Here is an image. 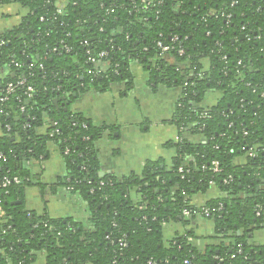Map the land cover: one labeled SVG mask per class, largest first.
<instances>
[{"label": "trees", "instance_id": "trees-1", "mask_svg": "<svg viewBox=\"0 0 264 264\" xmlns=\"http://www.w3.org/2000/svg\"><path fill=\"white\" fill-rule=\"evenodd\" d=\"M13 2L28 15L0 34V98L8 83H26L0 101V264H33L38 253L46 264H264V247L248 238L264 225V0H0ZM133 61L150 68L152 82L183 88L174 121L204 141L181 135L170 171L148 161L140 175L101 176L100 129L72 110L74 93L131 85ZM210 90L220 92L218 102L199 106ZM62 96L70 105L58 109ZM49 141L66 162L62 184L87 204L88 226L23 203L34 184L30 164ZM211 186L225 196L205 205L222 207L208 218L234 242L200 251L187 235L166 245L164 223L187 222L185 210L198 215L192 196Z\"/></svg>", "mask_w": 264, "mask_h": 264}, {"label": "crops", "instance_id": "crops-1", "mask_svg": "<svg viewBox=\"0 0 264 264\" xmlns=\"http://www.w3.org/2000/svg\"><path fill=\"white\" fill-rule=\"evenodd\" d=\"M27 15V8L17 2L0 4V34L13 30ZM202 63L204 69L209 68V59H204ZM131 74V85L118 82L107 91L90 88L78 92L71 104L74 112L94 128L100 129L94 139V147L101 176L125 178L140 175L148 161L159 162L162 169L170 171L176 155L172 143L178 141L181 135L195 143L204 141L201 135L183 133L174 121L183 93L181 86L152 82L150 68L139 61L131 63ZM6 75V71H0V87ZM220 96V92L210 90L199 106H214ZM61 102L58 103L59 108L63 107ZM50 121L46 118L45 124L39 127L40 134L47 133ZM245 162V156L235 159V164L239 166ZM30 169L34 184L25 190L23 203L26 208L39 215L47 213L53 218L73 219L88 226L86 202L62 184L67 174L66 162L55 142L47 143L45 157L32 162ZM223 196L217 187L211 186L204 192L194 193L191 203L195 207H202ZM131 197L135 202L140 200L136 188L132 190ZM186 219L185 223H164L163 239L166 245L187 235L189 242L200 251L234 242L233 238H224L217 233L214 219L202 215ZM248 238L254 248L264 247V225L252 230ZM33 264H46L45 255L38 253Z\"/></svg>", "mask_w": 264, "mask_h": 264}, {"label": "built area", "instance_id": "built-area-1", "mask_svg": "<svg viewBox=\"0 0 264 264\" xmlns=\"http://www.w3.org/2000/svg\"><path fill=\"white\" fill-rule=\"evenodd\" d=\"M143 1L144 2H149V0H143ZM63 8H64V6L61 5V7H59V10L58 11L61 12L63 10ZM228 17H230V16H228ZM178 40H179V37L178 36L173 37V41H178ZM159 45L162 47V51H168L169 50V47L163 46L161 43H159ZM67 50L69 51L70 48H67ZM181 52L183 53V51H181ZM101 56H107V53L106 52H102L101 53ZM25 83H26V81L23 80V79L19 80L18 83H16V84H14L12 82L8 83L6 85V87H5L4 95L1 96L0 101L1 102H5L6 100H8L9 99V96L16 91V87L17 86H20V85H24ZM33 91H34V87L33 86H29L28 87V92H29V95L30 96H31V94H32ZM21 111H25V107L24 106L21 107ZM0 112L2 113L3 110H1ZM250 155H253V153H250ZM213 167H214V172H220L221 169H220V162L219 161H217V160L214 161L213 162ZM179 173L185 175L186 173H189V171L188 170H185L184 166H181L179 168ZM14 181L15 182H18L19 181L18 177L14 178ZM10 183H11V179L10 178H6L5 179V182H4V186H6V185H8ZM221 209H222L221 206L220 207H213V208L202 206L200 208V211H198V212L197 211H194V212L195 213H198V215H202V216L208 218V217H210L212 215V213L218 212ZM184 215L186 217H190V216H192V211L191 210H185L184 211ZM149 264H154V263H153V261H150ZM185 264H189V261L188 260L185 261Z\"/></svg>", "mask_w": 264, "mask_h": 264}, {"label": "water", "instance_id": "water-1", "mask_svg": "<svg viewBox=\"0 0 264 264\" xmlns=\"http://www.w3.org/2000/svg\"><path fill=\"white\" fill-rule=\"evenodd\" d=\"M66 99H67V96H62V97L55 98V99H54V102H55L56 106L59 108L58 103H59L60 101H62V100H66ZM61 104H62L63 106H64L65 104L70 105V103H69V102H66V101L61 102ZM67 109H68V108H65V110H67ZM18 203H20V202H14V203H12V204L14 205V204H18Z\"/></svg>", "mask_w": 264, "mask_h": 264}, {"label": "flooded vegetation", "instance_id": "flooded-vegetation-1", "mask_svg": "<svg viewBox=\"0 0 264 264\" xmlns=\"http://www.w3.org/2000/svg\"><path fill=\"white\" fill-rule=\"evenodd\" d=\"M177 13L180 14V10H177ZM81 86H83V84H81ZM76 94H77V92L74 93V97H75Z\"/></svg>", "mask_w": 264, "mask_h": 264}]
</instances>
